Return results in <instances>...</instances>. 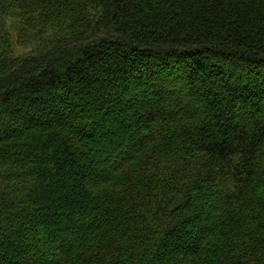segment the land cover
I'll return each instance as SVG.
<instances>
[{
  "label": "trees",
  "instance_id": "trees-1",
  "mask_svg": "<svg viewBox=\"0 0 264 264\" xmlns=\"http://www.w3.org/2000/svg\"><path fill=\"white\" fill-rule=\"evenodd\" d=\"M0 264H264V0H0Z\"/></svg>",
  "mask_w": 264,
  "mask_h": 264
}]
</instances>
